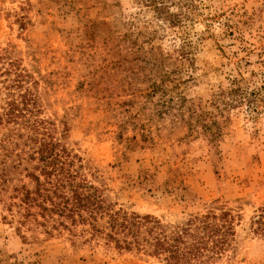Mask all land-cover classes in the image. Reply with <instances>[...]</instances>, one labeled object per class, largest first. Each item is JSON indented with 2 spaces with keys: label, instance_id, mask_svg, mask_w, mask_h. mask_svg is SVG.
<instances>
[{
  "label": "rangeland",
  "instance_id": "374dc122",
  "mask_svg": "<svg viewBox=\"0 0 264 264\" xmlns=\"http://www.w3.org/2000/svg\"><path fill=\"white\" fill-rule=\"evenodd\" d=\"M169 11L174 27L143 0H0V114L25 92L114 209L174 227L223 206L235 236L207 264H264L250 225L264 205V0ZM10 190L0 192V264H163L88 225L49 235L21 225Z\"/></svg>",
  "mask_w": 264,
  "mask_h": 264
},
{
  "label": "trees",
  "instance_id": "16d2710c",
  "mask_svg": "<svg viewBox=\"0 0 264 264\" xmlns=\"http://www.w3.org/2000/svg\"><path fill=\"white\" fill-rule=\"evenodd\" d=\"M180 2L143 0L173 27L181 19L169 7ZM30 102L24 92L8 101L0 114V126L6 128L0 137V192L11 188L6 207L11 215H19L21 225L37 224L48 235L58 226L69 230L77 224L88 225L92 232L113 242L116 249L136 250L163 264H207L230 248L236 216L223 206L190 215L174 227L151 215L114 209L83 178L82 159L55 137L54 125L40 119ZM191 117L198 115L192 111ZM205 133L215 139L220 127L213 121L205 126ZM24 178L32 188L23 182ZM250 225L254 234L264 237V205Z\"/></svg>",
  "mask_w": 264,
  "mask_h": 264
}]
</instances>
